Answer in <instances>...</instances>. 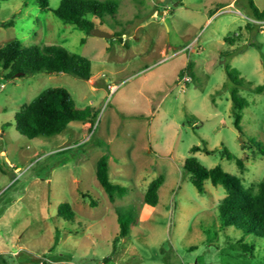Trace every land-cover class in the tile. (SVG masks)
Wrapping results in <instances>:
<instances>
[{
  "label": "rangeland",
  "instance_id": "1",
  "mask_svg": "<svg viewBox=\"0 0 264 264\" xmlns=\"http://www.w3.org/2000/svg\"><path fill=\"white\" fill-rule=\"evenodd\" d=\"M117 1V13L98 28L112 37L64 23L53 12L61 0H49L48 9L36 0L0 4V47L14 40L62 45L87 56L92 71L89 80L45 72L7 79L0 67V264H264L262 238L221 227L225 188L206 180L200 193L184 168L195 156L247 188L264 179V156L243 147L249 140L264 147V92L255 91L264 84V20L251 7L264 10V0ZM182 70L190 82L179 83ZM56 86L96 118L72 121L61 134H20L16 113ZM235 87L248 101L241 130L232 113ZM195 145L202 150L192 152ZM103 155L110 179L128 190L115 201L97 179ZM161 175L152 207L145 193ZM63 202L75 211L69 221L58 214ZM120 215L130 229L114 251ZM242 237L255 243L253 255L238 248Z\"/></svg>",
  "mask_w": 264,
  "mask_h": 264
},
{
  "label": "trees",
  "instance_id": "2",
  "mask_svg": "<svg viewBox=\"0 0 264 264\" xmlns=\"http://www.w3.org/2000/svg\"><path fill=\"white\" fill-rule=\"evenodd\" d=\"M3 1L0 0V4ZM43 9L49 8V0H36ZM117 0H61L59 6L53 12L64 23H70L85 31L94 34L100 28L107 15H115L118 11ZM255 18L264 20V10H260L254 3L251 4ZM7 25L11 22L6 23ZM115 36L118 33L114 34ZM227 42L233 39L226 38ZM0 67L7 71V79L16 75L32 76L37 73H67L74 77L89 80L92 77L91 60L84 55L71 52L62 45L41 44L24 46L21 41L14 40L0 47ZM264 68V61H263ZM193 75L194 63L189 61L186 68ZM185 70L181 73L184 74ZM227 73L231 79L234 74L227 67ZM238 82L237 79H235ZM238 84H242L238 82ZM258 93L264 92V84L255 88ZM232 113L236 127L241 130L242 111L248 106V101L239 95V87L232 90ZM71 92L63 86L44 89L33 101L24 105L15 115L16 128L20 134L30 139L38 136H51L61 134L70 127L72 121L90 122L97 116V111L92 107L75 109ZM250 146L244 142V148L252 149L253 155L264 156V147L249 140ZM254 147H256L254 149ZM207 153L212 152L208 147L203 148ZM202 150L198 145L191 148L192 152ZM223 155L229 159L234 156L227 148L222 150ZM240 167L243 160L237 159ZM186 173L200 193H205V181L211 180L214 185H222L226 190V196L219 205L221 227L225 230L234 226L240 229L244 235H255L264 241V179L259 182L257 189L247 188L236 175L224 170L220 165L214 167L204 166L200 160L191 156L184 164ZM97 179L103 186L111 201L117 197H123L128 193L127 188L113 182L109 176V156L103 155L97 163ZM165 181L164 176L152 180L145 193V202L149 206H156L159 202L160 189ZM83 197H90V205L97 206L96 200L83 193ZM58 214L69 221L75 216V211L70 203L63 202L58 206ZM120 232L114 240V251L121 238L128 234L130 221L127 217L119 216ZM59 237L56 236V243ZM238 248L243 253H251L255 250V243H247L244 237L238 240ZM106 259V258H105ZM109 259V258H107ZM106 259V260H107Z\"/></svg>",
  "mask_w": 264,
  "mask_h": 264
},
{
  "label": "water",
  "instance_id": "3",
  "mask_svg": "<svg viewBox=\"0 0 264 264\" xmlns=\"http://www.w3.org/2000/svg\"><path fill=\"white\" fill-rule=\"evenodd\" d=\"M94 33H95L97 36H101V37H112V34H110V33L107 32V31L101 30V29H96V30L94 31Z\"/></svg>",
  "mask_w": 264,
  "mask_h": 264
},
{
  "label": "built area",
  "instance_id": "4",
  "mask_svg": "<svg viewBox=\"0 0 264 264\" xmlns=\"http://www.w3.org/2000/svg\"><path fill=\"white\" fill-rule=\"evenodd\" d=\"M191 80H192L191 75L186 71V72H184L182 78H180L179 83H181V82H186V83H188V82H190Z\"/></svg>",
  "mask_w": 264,
  "mask_h": 264
},
{
  "label": "crops",
  "instance_id": "5",
  "mask_svg": "<svg viewBox=\"0 0 264 264\" xmlns=\"http://www.w3.org/2000/svg\"><path fill=\"white\" fill-rule=\"evenodd\" d=\"M156 13H157V11L154 13V15H157ZM164 52H166V51H164ZM177 53H178V52H176L175 54H177ZM186 65H187V64H186Z\"/></svg>",
  "mask_w": 264,
  "mask_h": 264
}]
</instances>
